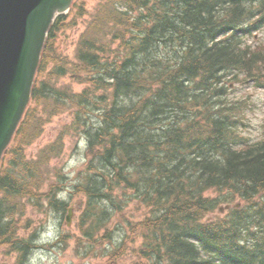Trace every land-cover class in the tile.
I'll return each mask as SVG.
<instances>
[{
	"label": "trees",
	"instance_id": "obj_1",
	"mask_svg": "<svg viewBox=\"0 0 264 264\" xmlns=\"http://www.w3.org/2000/svg\"><path fill=\"white\" fill-rule=\"evenodd\" d=\"M74 7L50 28L30 105L2 158L0 245L30 246L15 240L24 198L66 211L57 193L68 176L60 169L58 181L39 190L44 165L72 131L87 143L88 161L70 185L85 197L79 220L88 238L110 235L133 192L149 211L128 223L141 238L139 264H264V226L254 232L240 211L206 220L220 203L264 190V140L249 143L241 133L245 107L228 85L240 72L264 78V50L246 40L264 27V0H100L77 39L75 62L57 48L59 31L86 14L78 8L67 21ZM66 75L87 86H58ZM71 107L72 124L28 159L26 148L45 125ZM114 250L107 264H116L124 242Z\"/></svg>",
	"mask_w": 264,
	"mask_h": 264
},
{
	"label": "rangeland",
	"instance_id": "obj_2",
	"mask_svg": "<svg viewBox=\"0 0 264 264\" xmlns=\"http://www.w3.org/2000/svg\"><path fill=\"white\" fill-rule=\"evenodd\" d=\"M100 0H73L75 3L74 9L82 6L86 14L79 16L77 25L67 27L59 32L58 48L63 54L70 58L74 57L75 44L80 32L83 30L90 15L93 13L95 6ZM73 14L68 18L71 19ZM249 45L251 48H264V28L253 34V39L249 38ZM58 85L80 91L84 88V83H79L71 76H65L57 81ZM229 97L236 99V102L245 107L243 123L241 126V133L248 139V142H258L264 139V87H258L256 82L245 78V75L239 74V79L236 84L231 83ZM74 108L71 107L52 118V120L45 125L43 134L27 148V155L29 157L36 156L38 150L46 144L52 142L59 129L63 125H71L73 121ZM78 134L70 131L64 136L63 151L57 157L52 158L46 165H44V183L41 190L48 189L49 184L57 180L55 175L56 169H60L63 173H67L69 178L74 180L77 172L84 167L87 155L83 148V142ZM70 181L69 179H67ZM65 184H62L63 186ZM70 186V185H69ZM68 186V187H69ZM63 194L68 199L69 206H72V216L70 225L64 219V214H60L51 210L46 205V199H41L40 203L43 207L34 204V201L28 202L25 200V209L22 215H16L19 218V237L30 240L31 242L39 243L41 249H30L22 264H31V258L35 257L36 264H106L108 248H112L114 244L119 241L124 235L125 250L122 256L118 259V264H139L140 259L137 255V249L141 243L138 233L132 234L130 225L139 218H142L149 213L148 209L131 197V192L125 198L119 194V202H125L123 213L119 220L114 225L108 226V237L105 232L100 231L94 233V239L88 238L85 231H90L89 226L80 225V215L83 212L85 197L79 194H73L67 191L64 186ZM67 191V192H66ZM209 195H216L214 191H208ZM256 199V198H254ZM244 205V201L235 197L232 201L227 203H220L219 209L223 211H214L207 215V219L219 220L227 217L230 208L236 205ZM49 225H53L52 235L48 236ZM102 236V237H101ZM60 237V239H59ZM111 239L109 240L108 238ZM34 238V240H33ZM32 239V240H31ZM37 239V240H35ZM52 243L50 246L49 243ZM46 243V244H45ZM108 247V248H107ZM43 257V259H41ZM14 253L10 246L0 247V264H16L13 262Z\"/></svg>",
	"mask_w": 264,
	"mask_h": 264
},
{
	"label": "water",
	"instance_id": "obj_3",
	"mask_svg": "<svg viewBox=\"0 0 264 264\" xmlns=\"http://www.w3.org/2000/svg\"><path fill=\"white\" fill-rule=\"evenodd\" d=\"M71 1L0 0V159L30 100L49 26Z\"/></svg>",
	"mask_w": 264,
	"mask_h": 264
},
{
	"label": "clouds",
	"instance_id": "obj_4",
	"mask_svg": "<svg viewBox=\"0 0 264 264\" xmlns=\"http://www.w3.org/2000/svg\"><path fill=\"white\" fill-rule=\"evenodd\" d=\"M52 228H53V225H49V232L47 233L48 236L52 235ZM41 259H43V257H41ZM31 264H36L35 257L31 258Z\"/></svg>",
	"mask_w": 264,
	"mask_h": 264
},
{
	"label": "bare ground",
	"instance_id": "obj_5",
	"mask_svg": "<svg viewBox=\"0 0 264 264\" xmlns=\"http://www.w3.org/2000/svg\"><path fill=\"white\" fill-rule=\"evenodd\" d=\"M252 237V236H251ZM32 240V239H31ZM33 240H34V238H33ZM35 240H37V239H35Z\"/></svg>",
	"mask_w": 264,
	"mask_h": 264
}]
</instances>
